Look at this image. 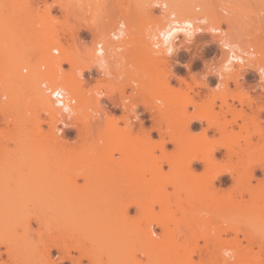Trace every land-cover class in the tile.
<instances>
[{"label":"rangeland","instance_id":"rangeland-1","mask_svg":"<svg viewBox=\"0 0 264 264\" xmlns=\"http://www.w3.org/2000/svg\"><path fill=\"white\" fill-rule=\"evenodd\" d=\"M67 1L69 7L72 6L73 8H75L73 5L75 4L76 0H67ZM91 1H94L93 6L95 8L93 10L94 12L93 15H95L94 16L95 18L94 20H92L93 22H89V23L82 20L78 21L72 18L70 19L67 18L66 20L65 19L66 10L59 7L57 0H17V2L15 1L16 3L12 2L11 0H2V2H0V3L4 2V4L0 5L2 6L0 11V13L2 14V19L1 17L0 19L3 20L4 26L6 27L4 29V33L0 35V44L3 46L7 45L10 46V48L11 47L14 48V50L12 49L13 50L12 57L10 58V60H8V62L7 61L5 62L0 59V66L1 64L4 63L3 67L1 66V68L11 67L10 69L14 70V71L3 70L2 73H0V79H1L0 94L6 95V100L4 101L6 103L12 102L14 103L13 105H15L16 104L15 100H17L16 105H20V103L22 105V103H24V101H28L29 98H35L33 91L35 90L34 88L38 86V81L40 80L42 74L33 73L31 71H27L26 73H23L22 71H20V68L22 67L21 51H24V49L26 48L25 42L28 39L26 38L27 36L32 38L36 34H39L41 36L42 35L46 36L47 34L49 35V33L55 34L57 32L55 38L60 39L63 37L64 42H68L69 45H72L74 47L76 43L78 44V42H80L81 37L83 38L90 37L91 40L88 42V46H84L86 52H89L92 48H94L95 42L102 41V38L104 42L106 41L105 40L106 38L104 37L105 32L115 28L117 25L116 23H119L120 21L119 19L122 18L124 19L123 22L125 23L126 26V35L122 40H113L111 37L112 41L118 43L120 47H122V49L118 51V56H117L118 61L114 67L116 73L114 74V76H111V78L115 79V77H117L118 79V77L123 73L126 76L127 84L134 83L132 84L133 85L132 87L136 91L135 105H137L136 107H131V105H129V108L130 109L132 108L133 110H135V112L132 113L131 110L128 111L126 110L124 111L123 116L129 115L130 118L134 119L133 116L136 115V117L139 120H142L143 118L147 117V114L150 115V113L146 111L142 105H140V101L143 100L142 98H144L151 105H155L156 103L158 106H162V105L165 106L161 108L163 109L164 112H167L165 113L167 117L163 118L164 121L162 122V127L165 128V126L167 125L170 126V128H173L177 123L175 121L176 120L175 113H173L174 110H171V104H176L177 102L181 101V99L177 101L179 98L177 96H174V94L172 95L173 93L172 85L173 88L175 87L174 89L176 90V87L178 88V80L174 77H168V78L164 77V76H168V75H164L166 72H168L167 65L165 66L162 64H155L152 62L154 61L153 59L152 61H150L151 60L150 58L149 60L147 56H144L145 53H143L144 52V49L142 47L143 43L141 42L142 39L140 36L141 31L148 30V28L146 27H150L151 29L152 28L156 29L163 22L164 18L160 16L161 8H159L156 4L152 3L153 0H91ZM195 1L197 0H172L170 1L171 4L169 3L170 5L169 9L170 11L180 12L181 10L183 11L184 7L186 8L188 3L190 2L194 5H197ZM200 1L201 4L199 0L197 2L200 4L202 11H204V13L210 14L211 17L209 15L208 16L212 18L213 21L215 20L219 21L221 25L220 26L221 29L224 30L226 28L227 30L225 29V31H227V33L229 31H232L233 28L230 30L229 26H226L228 24H224L221 22L222 16L223 15L225 17L227 16L229 17L228 19L231 18L230 20L235 24L234 25L232 23V26L233 25H234L233 27L237 26L238 29V31L236 30V28L233 29V31H235L234 32L235 37H240L241 35L242 37L244 36L250 38L251 35L249 34V31L253 30L255 27L258 26L259 29L260 28L264 29V0H200ZM86 2H88V0H82L83 4L84 3L86 4ZM88 3H90V0ZM186 3L187 5L185 6ZM12 7H14L17 10L14 9L13 11L11 10L10 12V9H12ZM76 9L77 8H75V10ZM84 9L85 8L81 10ZM77 10L80 11V9ZM224 11H226L227 13L225 12L226 13L225 14ZM119 14L123 16L122 17L118 16ZM44 16H47L49 18L48 22L43 18ZM248 20L250 22H248ZM33 21H40V22L34 23ZM210 21L212 20L210 19ZM242 21L245 25L242 23ZM240 23H242V25H244L246 29L244 27L243 30L240 31L239 30ZM65 26H68L71 30H73V32L71 33L76 35H71V33L66 31L67 27ZM245 30L247 31L245 32ZM87 31H89L91 35H89ZM179 37L180 40L174 42V44L177 47L176 54L170 56V58L168 57L165 58L167 59L165 63L170 62L169 64L172 65V68H170L171 72H174L175 75L183 76L184 78H186L187 82L189 81V83L192 82L190 78L191 75L196 77L197 81L205 80L204 82L205 83L207 82L206 83L207 87L194 86V88L192 89L194 92L190 91L189 95L193 96L192 98L195 99L197 102L198 99L201 97L200 98L201 100L199 99L200 100L199 102L206 103L207 99H209L210 97L209 95L206 94H209L208 92L212 93L215 85V79L213 77V74H209V72L210 71L214 72L213 69L217 70L219 64L225 60V54L219 50V47L216 45V43L213 42L211 44H206V45L205 43H203L205 42V40L207 42L210 41V37L207 34H204L202 38L201 37L197 38L196 42L193 43L194 45H192V47L188 51L184 49V45L181 43L183 42L181 40L183 39L182 36ZM56 45L59 49L63 48L60 42L57 43ZM61 52L62 51H59V54L55 57H51L49 55L43 57L47 61L50 59V61H54V62L56 61L58 63L57 74L72 76L75 73L78 79L80 80V82H82L83 84L84 82L83 76L87 75V72H83V76L82 74L78 76V72H76V68L73 67V65L71 66V64H68L67 69L61 68L62 67L61 63L63 62L60 61L62 59ZM91 53H93V50ZM82 57H87V56H82ZM146 58L147 60H145ZM214 62L216 67L213 66ZM182 64H189L190 68L186 69V67ZM16 69L17 71L15 72ZM117 69L118 71L119 70H123V71L122 72L119 71L121 73L118 75ZM163 70L165 71V73ZM105 72L107 71L105 70ZM203 74H207L205 78L203 77L204 76ZM17 75L19 77H17ZM164 78H165L164 80L165 82L163 81ZM16 80L19 81L16 82ZM23 80L25 81L23 82ZM106 81H108L109 86L105 85V87L106 89L111 91L112 89L111 86L114 85V82H112L113 80L110 78H107ZM25 82L27 83L25 84ZM22 83L24 87L27 84L31 83L30 85L32 89L29 91L30 92L29 98L24 97V87L23 85H21ZM96 87H102V85L96 84V85H92L90 88L94 89ZM182 87H184L183 84ZM215 91L217 90L215 89ZM196 92L199 93L198 96L199 98L195 95ZM204 97L206 100L204 99ZM216 98L214 99V104L211 106L212 108L211 107L206 108L205 106H202L205 107L204 109L201 107L202 103L200 105V103L198 102L201 109H199L198 107L187 105V107L184 106V108L186 107L185 112L188 115L192 116V115H198L201 111L203 112V109L204 111L208 109L206 116L210 118V121L212 122L216 121L215 123H219L222 126V132L219 133L215 130V128L211 127L207 130V135H208L207 137L216 138L222 142H231L233 140L232 135L236 133H240V135L243 136L248 134L247 136H249L251 139L250 144L251 145L253 144L252 147L254 148V149H250V151L251 150L257 151L261 149L262 147L261 144L264 139L259 138L262 136L258 137L257 134L250 132V129L251 128L254 129L253 127L255 126H252L250 123H248L250 125L245 124L244 128L247 127L245 130L244 129L240 130V126L243 125L242 123L243 121L237 118L235 113L233 115L235 116L234 118L235 122L233 121V116L232 118H227L225 116L219 117L216 111V104H215ZM156 99H158L159 101L162 99L163 100L162 105L157 103L158 100ZM234 107L236 108L235 111H237V109L240 106L235 102ZM242 107H244L245 110L244 109L243 110L247 112V115L249 116L250 110L245 105H243ZM112 111L113 113L118 112V110L116 109H113ZM141 112H144L146 114H141ZM202 112L200 114H202ZM205 112H203V114ZM111 116L112 115L109 116L107 115L106 117L108 118ZM259 117L260 120L258 124V129L260 128L259 126H261V129L263 131L264 111L261 113V116ZM247 119H245L246 122L248 121ZM152 121H153L152 119L149 122L143 121V126L145 127V129H147L152 124ZM133 123H135L134 129L137 130L138 128L137 120H134ZM206 126H207V121L205 120H202L201 122H196V121L191 122V127L193 129L192 131L196 132L197 134ZM19 129L22 130L21 122L19 120H13V121H8L5 129H1L0 132L4 133V131L5 132L7 131L8 134H13L14 132L17 131L19 132ZM157 136L155 133L153 134V138L158 139ZM76 140H77L76 144L77 143L78 144L75 147L73 146L71 147L74 149L72 151H67L68 153L63 155L50 151L47 152L44 151L46 153L37 150L24 151L23 149H21V147H16L13 141H8V140L6 142L2 140L5 146L2 147L3 144L1 143V139H0V143L2 144L0 145L1 146L0 149L4 148L0 150V186L6 183H12L14 181L17 182L23 181V183L26 182L30 183L31 184L30 187L32 188L31 191L32 194L21 195L18 197V199L11 198L7 200H0V242H1L0 254L3 255L6 254L7 260L9 262L11 261V259H8L10 258L9 252L10 250H12V253L14 252L15 253L11 255H16L17 259L19 260L17 264H28V263L46 264V260L40 256L42 254V249H43V244L40 243L41 242L40 240L45 241V244L49 243L51 242L50 240L53 239V236L58 235V233L64 235L69 234L68 238L70 236H75L73 243L82 242L84 248H86L85 243L88 240V238L90 239V236H92L93 234H94V236H92L93 240L90 239L91 241L89 240V242L90 244L94 245L95 243H97L96 237H98L100 233L103 234L109 233L100 230H106V229L115 230V227H118V225H124L129 227L133 226L136 223L137 213L132 214L133 206L132 207L130 205L126 206L129 202V199L127 198L115 199V198H111L112 196H109L110 200L105 198L106 192L108 191L107 190L108 188L106 189V187H108V184L106 185L107 181H106L105 173L106 171L107 172L109 171L110 166H114V170H115L114 175H112L113 177H111V179L115 178L116 186L115 187L113 186L115 185L112 184L113 180L112 183H109L112 184L111 186L114 187L113 189L116 190L117 188H121L124 186L123 184H125L126 181H128L126 182L128 184L129 182L135 180L136 178L139 179L141 176V178L139 179L141 180L140 182L141 184H147L146 182L149 183V181L151 184L153 182L156 183V184L154 183L152 184V188L153 185H155L154 188L152 189L153 193H151V186L149 188L150 190L146 189L149 190L148 196L152 197L155 203L159 201L160 195L164 197L161 198L162 200H164L166 199L165 196L168 194L170 197L171 195L172 197H174V201L169 203L170 208L172 207L174 202L178 203L177 207L178 205L179 207L182 205L179 204V202L180 203L183 202L181 201L183 200V198L180 197L181 190L178 191L179 190L178 188L182 189L183 186L182 187L177 186V183L180 184V186L182 185V182L184 183L183 174L180 168L176 167L175 169H171L168 167L167 170H163L162 168L161 173H159V176L158 174L151 175V173L146 170L147 168H143L144 170L140 168L139 173L141 174L137 173L139 174L137 175L135 173L136 166L117 164V161L119 160V158H121L122 153L111 152L112 148L115 147V142L114 145L111 144L110 146H107L105 144L107 141L105 140L106 141L105 142L104 140L99 139L98 135L89 137L82 142L79 141L78 138H76ZM28 144L31 146H35L36 141H30ZM239 144L238 146L234 145V148L239 149V148H244L245 146H247L246 148H248V145H246L240 139H239ZM177 146L175 147L171 143L170 144L168 143L166 144L165 148L168 153L173 154ZM250 146L249 148H251ZM179 148H177V150ZM104 149L108 151L110 150L109 152L112 153L113 157L111 158L110 161H106L105 157L102 155L103 153L101 152L104 151ZM220 151L223 152L224 150L220 149ZM217 154L219 157L220 153ZM174 155L177 156L178 154L176 155V153H174ZM244 156L247 157L246 155ZM259 157H261V155H259ZM262 159H264L263 156ZM201 168L202 165L199 162H194L193 164L194 171H201ZM87 171L89 172V176H88L89 178L88 177L86 179H84L85 177L77 178L78 176L77 173H81V174L84 173L85 176L86 174H88ZM146 173L150 175L148 178L145 177ZM134 174H136L138 177L136 176L135 178V176H133ZM73 175L75 176L77 175V176L75 177ZM263 178L264 175L257 176L256 174V177L250 180L249 187H251L252 189L249 190L250 192H246L243 194V199L246 202V204L245 202L238 204L237 206L238 208L236 212L237 214L235 213V210L233 209L232 206L227 205L228 210H226L225 218L222 215V213H219L222 215L221 217L218 216L219 210L216 207L217 206L216 202L213 200L205 206V208H208L209 210L208 212L209 215L206 212L201 211L202 213L200 214V216L203 215L204 219L203 220L202 218L199 220L198 218L194 219L193 224L195 226L200 223H203L205 225L222 224L221 222L223 221L224 222L223 225L227 223L229 226L230 225L229 223L232 224L234 222L240 223L239 221H242L243 224L237 225V232H236L237 234L236 233L234 234L242 235V234L252 233L256 237H262V239L264 240V212L261 210L260 204L259 203L257 204L253 201V196L257 190V189L254 190V188L258 186V182ZM223 179H226V181L224 180V182L226 183L223 182ZM172 180H174L175 183ZM42 182L44 184L47 183L52 184L54 186L53 187L54 190L55 188L56 190H59V188L66 186V184L71 185L72 186L71 189L73 188L74 191L73 190L72 191L74 194L71 195V197H69V200L67 199V201L65 202H62L61 200L63 204H60L58 206L55 205V203L53 202L43 203V201L41 202V200L39 201L38 199L39 198L57 199V197L53 193L41 194L42 189H44L42 187L43 184H41ZM135 182L139 184L138 180ZM170 182H173L175 186L178 187L177 189L175 188L178 192L176 190H175L176 192H174V188L170 185L172 184ZM215 183L217 185L219 184L217 181H215ZM220 183H221L220 185L223 184V187H227L231 184L230 180H228L224 176L220 178ZM119 184H121V186H119ZM129 186L128 185L125 186L126 189H128ZM161 187H164L165 190L163 191ZM132 188L133 187L131 186V188L129 189ZM129 189L128 192L130 191ZM162 193H164V196L162 195ZM129 194H127V197ZM157 194H159V197ZM262 197L264 198V194L262 195ZM146 198L147 197H144L143 199L144 202H146L147 204L150 201V198L147 199ZM226 198L228 197L226 196ZM130 199H132V197ZM167 199L170 198L167 197ZM179 199L181 200L179 201ZM236 199L239 200L240 197L237 196ZM228 203L229 202H226V204ZM146 209H147V214L146 213L143 214L140 211V216L138 218L141 221L140 223L145 224L148 227H150L151 224H156L155 221H158V219H161V217L165 216L164 214L166 211H163V208L161 206H159L158 210L153 209L150 211L148 208ZM257 210L259 211V213H261L257 218L259 220H255L254 223H250L251 220L248 221L247 219L248 217H246V215L252 212H256ZM167 211L169 212V209ZM221 211H225V210H221ZM170 212L172 213V211ZM181 213L179 211L177 214L175 213L176 218H174V222L175 219H178L179 221L177 222L176 220V223L174 224L172 223V225L181 224L182 222L181 217L184 215L185 211L183 210L182 215ZM172 216L174 217V212ZM259 221L261 223H259ZM169 226L170 223L167 226V228ZM46 229L49 231H46ZM70 230H75L73 232L74 234H71L72 232H70ZM95 230H98L100 233L97 234L98 231ZM83 235L88 236V238L82 237ZM71 239H67L68 242ZM95 239L96 241H94ZM256 239H254V241L259 242L261 238L260 239L256 238ZM6 250L9 252L7 253ZM58 254L60 255L59 252ZM50 255H51L50 259L58 264L59 259L58 257L54 259L53 255H55V251L53 249L51 250ZM66 260L61 263L67 264ZM11 263H13V261H11Z\"/></svg>","mask_w":264,"mask_h":264},{"label":"bare ground","instance_id":"bare-ground-1","mask_svg":"<svg viewBox=\"0 0 264 264\" xmlns=\"http://www.w3.org/2000/svg\"><path fill=\"white\" fill-rule=\"evenodd\" d=\"M11 1L17 2V0H15V1L11 0ZM170 1H172V0H153L152 1V3L156 4L159 8H161V15L160 16H162V18H164L163 22L156 29H154V28L151 29L150 27H146V28H148V30L149 29L150 30L149 31L148 30L141 31L140 36L142 39L141 42L144 45V46L142 45V47L144 49L143 53H145L144 56H147L148 59L150 58L151 59V60L149 59L150 61H152V59H153L154 61H152V62L155 64H162L165 66L167 65L168 66V69H167L168 72L165 73V71L164 70L163 71L165 73L164 75H168V76H164V77L165 78L174 77L178 80V88L176 87V90L174 89L175 87L173 88V85H172V89H173L172 95L174 94V96H177L179 98L177 101H179L181 99V101H179V102H181L182 104L179 102H177L176 104H171V110H174L173 113H175V117H176L175 121L177 124H175V126L173 128H170V126H167V125L165 126V128H163L162 127V122L164 121L163 118L167 117V115L165 114L167 112H164L163 109H161L164 105L161 104L162 106H158L156 103H155V105H151V104H148L147 102H145L144 100H141L140 104L143 105L145 110H147L151 114V117H152L151 119L153 120L152 124L147 129H145V127L143 126L142 120H139L136 117V115H134V116L132 115L134 119L130 118L129 115H125L122 117L112 115L111 117H108V118L105 117V119L103 121V128H102L101 133L98 135V138L101 140H104V141L106 140L107 142L105 141L106 142L105 144L107 146H110L111 144L114 145V142H115V147L112 148L111 152L112 153L118 152V153H122L124 155H127V156L123 157L125 159H124V164H122V165L136 166L135 167V173L136 174L140 172L139 171L140 168L143 169L142 166H144V165H142V164H139V165L135 164L134 165V158L136 156L141 157L142 155H145V154L146 155L149 154L151 156L166 159L168 161L169 168H171V169H175L176 167L180 168L181 172L183 174L184 183L182 182L181 186L177 182L176 183H177L178 187L183 186L185 197L183 198V200L179 199V201L181 200V201L185 202L187 205L183 209L185 211V213L181 217L182 218L181 223L185 224V225H194L193 224L194 219H197V218H198V220L201 218H202V220L204 219L203 215L200 216V214L202 212H206L208 214L209 210H208V208H205V206L213 200L216 202V204H217L216 207L219 211L225 210V211H221V212L218 211V214L222 213L224 218L226 215L225 214L226 210H228L227 205L232 206L233 209L235 210V213L237 212L238 204L245 202L243 199V194L246 192H250L249 190L252 189L249 186H250V180L255 177L254 176L255 170L257 168L264 169V159H262V156L264 157V146H263L264 140L262 141L261 149H259L257 151L256 150L250 151V149H254V148L252 147L253 144L252 145L250 144L251 139L249 136H247L248 134L243 136V135H240V133H236V134L232 135L233 140L231 142H222L216 138L207 137L208 136L207 130L211 127L215 128V130L219 133L222 132V126L219 123H215L216 121H214V122L210 121V118L208 116H206L208 109L205 110L206 112L204 111L205 107L209 108L214 104V99L218 96L217 92L215 91V88L212 91V93L208 92L209 94H206V95H209L210 97H209V99H207L206 103L201 102L202 105L199 102L201 100L200 99L201 97L200 98L198 97L199 93L198 92L195 93V95L200 99V100L198 99V102L200 103L201 107L205 106V107H202V108H204L203 112H205L204 113L205 115L203 114L202 111H201L202 114H200L201 112L199 113V111H198V113H199L198 115H192V116L188 115L185 112V108L187 107V105H191V106L198 107L199 109H201L199 106V103L195 99L192 98L193 96L189 95V92L193 91L192 89L194 88V86H206L207 87V85H206L207 82L205 83L204 82L205 80L197 81L196 77L191 75L190 78H191L192 82L189 83V81L187 82L186 78H184L183 76L175 75L174 72H171L170 68H172V65L169 64L170 62L165 63L167 60L165 58H167V57L170 58V56H173L176 54L177 47L174 44V42L180 40L179 36H182V38H183V39H181L183 41L181 43L184 45V49L186 51H188L192 47V45H194L193 43L196 42L197 38H200V37L202 38L204 34H207L210 37V41L207 42L205 40V42H203V41H201V42L205 43V45L211 44L213 42L216 43L219 47V50L222 51L224 54L228 50H230V51L237 50L240 53L247 52V54L252 53V52H250L248 50V48H251V45H249L250 44L249 38L244 37V36L242 37L241 35H240V37L234 36L235 31H233V29L236 28L237 31H238V29H237V26L233 27L235 24L230 20L231 18L228 19L229 17H227V16L225 17L224 15L222 16L221 22L224 24H228L226 26H229L230 30L233 28L232 31H229L230 33L229 32L227 33V31H225L226 28L225 29L223 28L224 30L221 29V27H220L221 25H220L219 21H216V20L213 21V19L210 18L211 17L210 14L204 13V11H202L201 6H200V4H201L200 0H199L200 4L197 2L198 0L195 1L197 3V5H194L190 2L191 4L188 3V5H189L188 6L186 3L185 4V6L187 5L186 8L184 7L183 11L181 10L180 12L170 11V9H169ZM0 2H2V0H0ZM59 2H61L62 4ZM67 2H68L67 0H57L59 7L66 10V13H65V19L66 20H67V18L68 19L72 18V19H75L78 21L79 20L86 21L87 23L93 22L92 20H94V18H95L94 17L95 15H93V13H94L93 10L95 8L93 6L94 1L90 0V3H88L89 2V0H88V2H86V4L84 3L85 9L84 10L80 9V11L77 9L75 10V8H73L72 6L69 7ZM1 4H4V2L0 3V5ZM1 7L2 6H0V11H1ZM14 7H12V9H10V12H11V10L13 11L15 9ZM72 8H73V10H72ZM15 10H17V9H15ZM225 12L226 11H224V13ZM179 13L181 14V16ZM176 15L179 17H177ZM118 16H121V15L119 14ZM0 17L2 19L1 13H0ZM43 18L47 22L49 21L48 20L49 18L47 16H44ZM1 19H0V35H2L4 33V29L6 28L4 26L3 20H1ZM121 19H119L120 20L119 23H116L117 25H116V27L114 26L115 28L105 32L104 37L106 38L105 39L106 41L104 42L103 38H102V42H104L103 44H104L105 50L98 49L95 47V48H92L91 51L89 52V53H91L93 50V53L85 54L83 56H87V57H82L81 55L72 54L70 52H67L64 49H60V51H62L61 52L62 59L60 61L61 62L63 61L65 63H69V64H71V66L73 65V67L76 68V72H78V76H80L81 74L83 76V72L89 71L92 68H96L98 71L103 72V73H105V70H106L107 72L111 73V76H114V74L116 73V70L114 67L118 61V58H117L118 51H120L122 49V47H120V45L118 43L112 41L111 37L115 36V33L113 32L114 30L117 31L118 33L122 34V29L120 26H122L123 24L125 25V23L123 22L124 19H122V21H121ZM210 19L212 21H210ZM45 20H42V21H45ZM242 20H245V19H242ZM33 22L37 23L40 21H33ZM248 22H250V21L248 20ZM232 23L234 24L233 26H232ZM242 23H243V21H242ZM242 23L239 24L240 25V27H239L240 31H242L243 28L245 27L244 26L245 24L243 23L244 25H242ZM65 27H67L66 31H68L69 33L73 32V30H71L68 26H65ZM125 28H126V26H125ZM229 28H228V30H229ZM255 28L258 29V26ZM245 29H246V27H245ZM246 31L247 30H245V32ZM124 34L126 35V31L124 32ZM56 35H57V32L55 34L49 33V35L47 34L46 36L45 35L44 36L48 41L53 42V40H54L57 43H59L57 40L54 39L56 37ZM71 35H76V34L71 33ZM165 40H167V43H168V49L167 50L171 51V54H169V55L164 54L166 51L164 48ZM155 44L159 45V48L157 50H155L152 47V45H155ZM12 49L14 50L13 47L10 48V46H7V45L3 46L0 44V59L5 61V62L6 61L8 62V60H10V58L12 57V54H13ZM101 51H103V53H104L106 63L102 64L101 66H97L94 63L95 58H96V53L101 52ZM106 53H107V55H106ZM21 56H22L21 57L22 58L21 59L22 67L20 68V71H22L23 63H25V61H26V55L23 53V51H21ZM235 56H236V58L241 59V61H244L240 55L236 54ZM44 57H46V56H44ZM44 57L41 58L44 62H47L49 64L53 63V61H50V59L48 61L45 60ZM147 58L145 60H147ZM228 60H229V58L226 56L225 60L223 62H221L219 64V66L224 64ZM3 65H4V63L1 64L2 67H3ZM182 65H184L186 67V69L190 68L189 64H182ZM242 65L243 64H239L238 68H235L236 70L234 72H232L231 74L235 73L236 77L240 76V70L242 69ZM1 66H0V73H2L3 70H6V71H9V70L12 71L13 70V69H10L11 67L1 68ZM110 67H111V70H110ZM113 69H114V71H113ZM118 69H117V71H118ZM16 71H17V69L15 70V72ZM27 71H31V72L35 73L32 70V68L28 69ZM119 71L122 72L123 70H119ZM119 71L117 73L118 75L121 73ZM213 71L214 72L210 71L209 74H215V73L218 74V71L216 69H213ZM18 72H19V70H18ZM203 75H204L203 77L205 78V76L207 74H203ZM17 77H19V76L17 75ZM228 77L229 76H225L224 80H227ZM41 78H42V76H41ZM165 78L163 79V81L165 80ZM115 79H117V77H115ZM0 81H1V79H0ZM17 81H19V80H16V82ZM24 81L25 80H23V82ZM39 81H38V83H39ZM167 81H169V80H167ZM27 82H25V84ZM19 84H20V82H19ZM30 84H27L25 87H24L23 83L21 84L24 87V97H26V98L30 97L29 91L32 89ZM81 84H82V82H80V80L78 79V77L75 73L72 76L57 75L55 77V81H54V85H56L60 89L70 90V91H74L75 88H80ZM166 84H167V82H166ZM182 84L184 87H182ZM105 85L109 86V83H104L103 84L104 88H106ZM37 87L34 88L35 90L33 91L35 98H29V100L24 101V103H22V105H21V103H20V105H16L17 100H15L16 102L14 101L16 103L15 104L16 106L13 105L14 103H12V102L6 103L4 101L3 103H1L0 107L3 109V113L5 114L4 115L5 127L7 126L8 121H13V120H19L21 122V127H22V130L19 129V132L17 131V132H14L13 134H8L7 131L6 132L4 131V133L0 132L1 143L3 144V141L6 142L8 140V141H13L16 147H21V149H23L24 151L25 150L26 151H28V150H35L36 151L37 150L40 152L50 151V152L63 154V155L67 154L68 153L67 151H72L74 148H71L70 145L67 146V145H65V143H62L61 139H58V142L56 143V147H55V145H51V144H45L42 146H38V144H37L39 139H38L36 132H35V129H34L35 128V117L37 115L36 109L38 108V110L40 109V110L46 111L50 115L58 112V110L53 106V104L51 103V101L49 100L47 95L44 93V91L42 89H40L39 86H37ZM2 96H5V98H6V95L0 94V97H2ZM182 96H183V98H182ZM16 99H19V98H16ZM204 99H205V97H204ZM156 100H158V99H156ZM236 100L238 101V105L240 107L237 109V111H235L236 108L234 107L235 109H234L233 115L235 113L236 117L243 121L242 122L243 125L240 126V130H243V129L245 130L247 128V127L244 128L245 124L250 123L252 126H255V127H253L254 129H252L250 126V128L252 129V131L250 129V132L257 134L258 137L262 136L259 138L264 139V136H263L264 130L262 131L261 126H259L260 128L258 129V124H259V120H260L259 116H261V113L264 111V103L262 101H256V100L253 101L251 99L244 101L242 97H237ZM10 101H12V100H10ZM22 101H23V99H22ZM202 101H203V99H202ZM83 105L85 106L84 99H82V101L80 103H78L79 107H82ZM167 105H166V108H167ZM222 105H225L227 107L226 108L227 111L230 110L229 105L226 103L225 99H223L222 104L220 106V109H221ZM243 105H245L250 110L249 116L247 115V112L244 111L245 109H244V107H242ZM78 106H76V107L79 108ZM133 106L134 107L136 106L135 103ZM184 106H186V107L184 108ZM86 107L94 109V108H96V105L93 103H88L86 105ZM22 108H28V110H29V116H28V118H26L24 120V123L22 122L23 120L20 117V112H21ZM130 110L132 113L135 112V110H133V109H130ZM127 111H128V109H127ZM165 111H167V110H165ZM52 117H53V115H52ZM234 118H235V116H233V121H234ZM245 119H247L248 121L246 122ZM120 120L124 124L122 127L118 126V122ZM134 120H137V122H138L137 130L134 129V125H135V123H133ZM202 120L207 121V126L205 128H203L197 134L196 132L192 131L193 129L191 127V122H193V121L201 122ZM26 124H27L28 128H26L24 126ZM250 124H248V125H250ZM5 127L0 128V130L5 129ZM154 133L156 135H158L157 136L158 139H154L152 137V135ZM237 134H239V135H237ZM77 138L81 142L87 139V138H83L80 136ZM239 139L242 140L246 145H248V148H246L247 146H245L244 148L235 149L234 145L238 146ZM30 141H36L35 146L29 145L28 143ZM76 141L77 140H75L73 142V144H74L73 147H75L78 144V143L76 144ZM1 143H0V145H2ZM168 143L169 144L171 143L175 147L178 145L177 148L180 147L178 149L180 151H178L177 148H176L177 152H176V150L174 151V153H176V155L178 154L177 156H174V153L172 155V153L167 152L165 147H166V144H168ZM22 146H23V148H22ZM239 146H240V144H239ZM249 146L251 148H249ZM2 147H5L4 144L2 145ZM9 147H11V146H9ZM130 147H132V149L130 150L131 154H128L129 152L127 149ZM2 149H4V148H2ZM2 149H0V150H2ZM220 149H223L224 152L222 153V155L220 157H218L217 152L220 153ZM138 150L146 151V153L137 152ZM155 150L159 151L160 154L158 156L155 155ZM109 151L104 149V151L101 152V153H103L102 155L105 157L106 161H110L111 158L113 157L112 153ZM46 152H44V153H46ZM248 154L250 157L248 156ZM244 155H246L247 157H245ZM259 155H261V157H259ZM194 161H197L202 165V168H201V171L199 174H196L194 172V169H195V168L193 169V162ZM111 167H113V168H111ZM145 168H147V167H145ZM146 170L149 171L151 173V175L152 174H154V175L158 174V176H159V173H161L162 169L159 165H156V166L154 165L153 167L147 168ZM114 171H115L114 166H110L109 171L108 172L106 171V173H105V177H106V181H107L106 185L108 184V187H106V189L108 188L107 189L108 191L107 192L105 191L106 192L105 198L109 199V200H110L109 196H112L111 198H115V199H126L127 198V199H129V202L126 206H129V205L133 206V207L137 208L139 211H141L143 214H145V213L147 214V209H146L147 207L145 206L147 204H146V202H144L143 198L144 197L152 198V197L148 196V191L150 190L149 188L151 186V193H153L152 189L154 188L155 185H153V188H152V184L154 182L152 181L153 182L152 184L150 183V181H149V183L146 182L148 185L147 184H141L140 183L141 180H139L141 178V176L139 179L136 178V176L141 174V173H139L137 175L134 174L133 176H135V178H136L135 180H132L128 184L126 183L128 181H126L125 184H123L124 186L122 185L123 187L117 188L118 190L116 189L117 190L116 191L115 189H113L116 186L115 178L111 179V177H113L112 175H114ZM84 173L83 174L77 173V175H78V176L76 175L77 178H80V177L84 178L85 177L84 179H86L89 176V172H88V174H86L87 176L86 175L84 176ZM73 176H75V175H73ZM73 176H72V179H73ZM222 176H224L226 178L229 176V178L231 179V184L229 186L223 187V184L220 185L222 183V181L220 183V178ZM109 179H111V180H109ZM174 179H175V176H174ZM112 180H113V183H112ZM137 180L139 181V184L135 182ZM224 180L226 181V179H223V182H224ZM172 181L175 183L174 180H172ZM215 181H217L219 184L217 185L215 183ZM173 182H170V183H172L170 185L174 188V192H176L177 191L176 189L178 187L175 186V184ZM109 183L115 184V185H113L114 187L111 186L112 184H109ZM224 183H226V182H224ZM41 184L44 185V186L42 185V187L44 189H42L41 194L53 193L57 197V199L56 198H53V199L52 198H50V199L39 198L38 200L39 201L41 200V202L43 201V203L53 202V203H55V205L58 206L60 204H63L62 202L67 201V199L69 200V197H71V195L74 194L73 193L74 190H73V188L71 189V187H72L71 185L66 184V186L59 188V190H56V188L54 190V188H53L54 186L52 184H49V183L44 184L43 182ZM126 184L128 186L130 185L128 187V189L131 188V186L133 187L132 189H129L130 190L129 192H128V189H126V187H125V186H127ZM154 184H156V183H154ZM11 185H13V186H11ZM30 186H31L30 183H28V182L23 183V181H21V182L14 181L12 183H6L4 185H1L0 186V200H7V199H11V198L12 199H18V197L21 195L32 194L31 193L32 188ZM119 186H121V184H119ZM161 188L163 191L165 190L164 187H161ZM146 189H149V190H146ZM178 189H179L178 191L183 190L181 188H178ZM255 189H257V190L253 196V201L257 204L259 203L261 210L264 212V198L262 197V195L264 194V178L258 182V186H256V188H254V190ZM218 191H219V193H217ZM226 191H227V193H226ZM164 193H162L163 196H164ZM222 193L224 196L222 195ZM127 194H129L132 197V199H130L131 197L129 195H128V197H129L128 198ZM157 195L159 197V194H157ZM226 196L228 198H226ZM237 196L240 197L239 200L236 199ZM167 197H168V194L165 196L166 199L162 200L161 198H164V197H162L160 195V199L157 203L163 208V211H166V212L164 214L165 216L161 217V219H158V221H155L158 226L163 227L165 229H167V226L169 225V223L174 224V223H176V220H177V222L179 221L178 219H175V222H174V218H176L175 213H174V217L172 215H173V212L175 211V209H172V207L170 208V204H169L170 201H166V200H169V199H167ZM172 198L174 201V197H172ZM61 200H62V202H61ZM226 202H229V203L226 204ZM177 204L178 203L174 202L173 206L176 208ZM179 204H182V202L181 203L179 202ZM245 204H246V202H245ZM180 208H181V206L179 207V205H178V207L176 209H180ZM168 209H169V212L167 211ZM183 210L179 211L180 213L182 212L181 215L183 214ZM197 210H198V213H197ZM234 210H233V212H234ZM170 211H172V213ZM195 212H196V214H195ZM169 213H171V214H169ZM259 214H261V213H259V211L257 210L256 212H252V213L246 215V217H248L247 218L248 221L251 220L250 223H254L255 220H259V219H257L259 217ZM222 215L219 214L218 216L221 217ZM215 216H216V214H215ZM239 222L240 223H237V222H234L233 224L229 223L230 224L229 226L227 223L225 225H227V227H229L233 233H236L237 232V225L243 224L242 221H239ZM221 223L223 224L224 222L222 221ZM259 223H261V222L259 221ZM197 225L198 226H204L205 224L200 223ZM111 230H113V229H111ZM111 230L106 229V230H100V231L110 232ZM46 231H49V230L46 229ZM74 231L75 230H70V232H72L71 234H74L73 233ZM95 231H98V230H95ZM99 233L100 232L98 231L97 234H99ZM236 234H234V235L237 236ZM68 236H69V234L64 235V234L58 233V235L53 236V239L50 240L51 242L46 241V242H49L46 244H45V241L40 240L41 241L40 243L43 244L42 254L40 256L46 260V264H57L55 261L50 259V256H51L50 252L52 249H56L60 253V255L59 254L57 255V257L59 259V263H61L62 261L66 260V259H70V260L72 259L71 258L72 255L70 254V250L72 248L77 249L80 252V256H82V255L85 256V254H86L85 249L86 248H84L82 242L73 243L75 236H70L69 238H68ZM92 236H94V234ZM92 236H90V237H92ZM242 236L244 238L252 239V240H254L256 238L262 239V237H256L252 233L242 234ZM82 237L88 238V236H84V235ZM97 238L98 237H96V239ZM67 239H71V240H69V242H68ZM96 239L94 241H96ZM261 239L259 241L260 242L259 244L264 250V244H262L263 242H261ZM93 243H95V242H93ZM8 250H10V249H8ZM6 252L8 253L9 251L6 250ZM9 253H10V256H9L10 258H8V259H11V261H13V263H11V261L9 262L7 260L8 262H5V264H10V263L11 264H17V262L19 260L17 259L16 255H11V254H14L15 252L12 253V250H10ZM2 263L3 262L0 261V264H2Z\"/></svg>","mask_w":264,"mask_h":264},{"label":"built area","instance_id":"built-area-1","mask_svg":"<svg viewBox=\"0 0 264 264\" xmlns=\"http://www.w3.org/2000/svg\"><path fill=\"white\" fill-rule=\"evenodd\" d=\"M120 27L122 34L114 30L115 36L112 37L113 40H122L124 38L125 25L123 24ZM87 33L91 35L89 31ZM249 34L251 35L249 38L251 48H248V50L256 54V60L248 61L247 52L240 53L237 50H228L225 53V57H231L234 61V68H238L239 64H243L240 76L236 77V74L233 73L227 80H224V78H220L219 74H213L215 79L214 88L217 90L218 95L216 98V111L220 117L232 118L235 102L238 104L237 97H242L244 101L251 99L264 103V81L260 80L258 72V66H264V29L254 28L249 31ZM26 38H28L25 42L26 48L23 51L26 55V61L23 63L22 72L25 73L32 68L35 73L42 74L38 86L58 110V112L52 114V117L46 111L36 109L37 115L34 129L39 139L38 146L51 144L56 147L58 139H61L62 143L72 147L74 145L73 142L79 136L89 138L99 135L107 115L122 117L124 111L130 110L129 105L134 107L133 105L136 103V91L132 87L134 83L127 84L126 76L123 73L118 79L110 78L114 82V85L111 86V91L103 87L104 83H108L106 81L107 78L103 75V72L98 71L96 68L85 71L87 75L83 76L84 82L80 88H75L74 91L60 89L54 85L55 77L59 75L57 74L58 63L53 61L52 64H49L41 59L43 56L55 57L59 54L60 49L56 45L57 42L54 40L53 42L48 41L45 36L39 34L32 38L29 36ZM54 39L62 44L64 50L72 54L83 56L91 51L86 52L84 48V46H88V42L91 40L90 37H81L80 42L76 43L75 47L69 45L68 42H64L63 37ZM103 43L102 41L95 42L94 48L105 50ZM152 46L155 50L159 48L158 44ZM236 54L242 57L244 63H240L241 59L236 58ZM68 64L62 62L61 68L67 69ZM96 84H100L102 87L90 88ZM82 99H84L85 106L79 107L78 103ZM142 99L150 104L146 99ZM223 99L229 105V111L226 110L227 107L225 105H222L220 110ZM4 100L5 96L0 97V105ZM88 103L95 104L96 108L86 107ZM57 105L70 108L72 111L71 118L69 119L63 108ZM113 109L118 110V112L113 113ZM95 112L99 113V118L94 115ZM141 114L146 113L141 112ZM4 115L3 109L0 107V128L5 127ZM150 115L147 114V117H150L151 120ZM28 116V108H22L20 117L23 123ZM146 118L142 120L145 122L144 119ZM118 123L120 127L124 125L121 120ZM24 126L28 128L27 124ZM131 149L132 147L127 149L128 154H131ZM137 152L146 153L143 150H138ZM159 154V151L155 150V155L158 156ZM124 156L127 155L122 154L117 164H124ZM135 164H142L147 168L159 165L163 170H167L169 167L166 159L149 154L141 157L136 156L134 158ZM144 166L142 168H145ZM194 172L196 174L200 173V171ZM149 176V174H145L146 178ZM182 189L180 197L184 198V188L182 187ZM168 198H170V202H173L172 196L168 195ZM154 203V199L150 198V201L145 206L150 211L153 209L158 210L160 205ZM186 206V203L182 202L180 209H175L173 205L172 209H175L174 213L177 214L178 211L183 210ZM135 213H137V218L133 226L118 225L115 230L109 233H100L97 243L94 245L89 242L90 239L93 240L92 237L88 238L85 243V256H80V252L72 248L70 250L72 259L66 260L67 264H225V258L222 255L224 249H231L235 253L234 260L230 261L229 264H264V250L259 242L244 238L242 235L235 236L227 225L207 224L194 226L181 223L170 224L167 229L161 228L157 224H151L148 227L140 223L141 221L138 218L140 211L133 207L132 214ZM261 241L264 244V240ZM53 250L55 251L54 259H56L58 252L55 249ZM0 261L3 262L2 264L8 262L6 254H0Z\"/></svg>","mask_w":264,"mask_h":264},{"label":"clouds","instance_id":"clouds-1","mask_svg":"<svg viewBox=\"0 0 264 264\" xmlns=\"http://www.w3.org/2000/svg\"><path fill=\"white\" fill-rule=\"evenodd\" d=\"M74 7L77 8V9H83L85 7V5L82 3V0H76V2L74 4ZM164 48L166 50L165 53H164L165 55L171 54V51L167 50L168 49L167 40H165ZM247 56H248V61H253V60H256V58H257L256 54L254 52L248 53ZM94 63L97 66H101L102 64L106 63L103 51L96 53V58H95ZM240 63H244V61H240ZM233 64H234V61L230 57L227 62H225L224 64L218 66L217 71H218V74H219L221 79H223L225 76H230L231 73L236 70L233 67ZM213 66L216 67L215 62L213 63ZM258 72H259V75H260V80L264 81V66H258ZM103 75L106 78H111V73L110 72H105V73H103ZM157 103L162 104L163 101H159L158 100ZM57 106L63 108V111L68 115L69 119L71 118L72 111H71L70 108H64L63 105H57ZM94 115L97 118H99V113L98 112H95ZM222 255L225 258V264H229V262L233 261L234 258H235V253L231 249H224L222 251Z\"/></svg>","mask_w":264,"mask_h":264},{"label":"flooded vegetation","instance_id":"flooded-vegetation-1","mask_svg":"<svg viewBox=\"0 0 264 264\" xmlns=\"http://www.w3.org/2000/svg\"><path fill=\"white\" fill-rule=\"evenodd\" d=\"M145 120V122H149L150 121V117H147L146 119H144ZM224 152V151H223ZM223 152H221L220 151V156L222 155V153ZM218 153V152H217ZM219 156V157H220ZM256 174H257V176H261V175H264V172H263V169H260V168H257L256 170H255V177H256ZM260 178V177H259ZM227 179L228 180H230V183H231V179L229 178V176L227 177ZM67 260H70V259H67ZM65 261V260H64ZM63 262V261H62Z\"/></svg>","mask_w":264,"mask_h":264}]
</instances>
